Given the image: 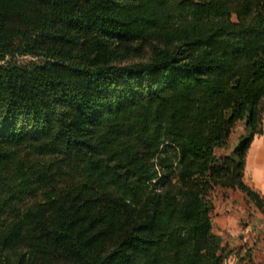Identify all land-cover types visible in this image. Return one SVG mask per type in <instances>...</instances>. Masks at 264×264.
<instances>
[{"label": "trees", "instance_id": "trees-1", "mask_svg": "<svg viewBox=\"0 0 264 264\" xmlns=\"http://www.w3.org/2000/svg\"><path fill=\"white\" fill-rule=\"evenodd\" d=\"M263 114L264 0H0V264H224Z\"/></svg>", "mask_w": 264, "mask_h": 264}, {"label": "crops", "instance_id": "crops-1", "mask_svg": "<svg viewBox=\"0 0 264 264\" xmlns=\"http://www.w3.org/2000/svg\"><path fill=\"white\" fill-rule=\"evenodd\" d=\"M245 134L246 123L245 121H240L235 126L228 143L216 150L217 156L232 155L236 149V145L239 144ZM232 141L234 143L236 142V145L230 149L229 144ZM256 149L257 151H255ZM244 180L247 185L258 191L264 197V114L263 134L255 136L250 145ZM213 202V213L215 212L216 214L219 212V207L225 208L224 212L227 213V218L231 223H236L240 216H245L247 211H251L246 217L248 218L247 225H242L241 230H237L241 231V235L238 236L239 240H233V243L239 244L237 251L240 252L241 257L246 252H249L250 257H247L246 261L251 259L256 263L264 264V214L253 203L249 202L247 196L240 190L219 188L213 193ZM251 214L252 216L250 217ZM237 263L238 259L233 264Z\"/></svg>", "mask_w": 264, "mask_h": 264}, {"label": "rangeland", "instance_id": "rangeland-1", "mask_svg": "<svg viewBox=\"0 0 264 264\" xmlns=\"http://www.w3.org/2000/svg\"><path fill=\"white\" fill-rule=\"evenodd\" d=\"M150 58V50L148 49V46H141V53L138 55H133L130 57L129 60H125L124 63H136V62H145L148 61ZM237 142V140H236ZM236 142L234 143L233 141L229 144V148L232 149L235 145ZM239 144L236 145V148ZM257 151V149L255 150ZM248 156V155H247ZM225 208H218V211L216 214L215 212L213 213V221H214V231L215 233L221 235L224 239V247L226 251L233 250V253L230 254L227 259L225 260L224 264H233L236 259H238V248L239 244L233 243V240H239V237L241 235V226H246L248 218L247 215L248 213H251V211H247L245 216H240V218L235 222H230V220L227 218V213L224 212ZM252 214L250 215V217ZM219 232V233H218ZM235 235V236H234Z\"/></svg>", "mask_w": 264, "mask_h": 264}]
</instances>
